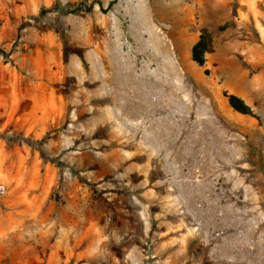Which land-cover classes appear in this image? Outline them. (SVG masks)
I'll return each instance as SVG.
<instances>
[{
	"label": "rangeland",
	"instance_id": "1",
	"mask_svg": "<svg viewBox=\"0 0 264 264\" xmlns=\"http://www.w3.org/2000/svg\"><path fill=\"white\" fill-rule=\"evenodd\" d=\"M0 264H264V0H0Z\"/></svg>",
	"mask_w": 264,
	"mask_h": 264
},
{
	"label": "trees",
	"instance_id": "2",
	"mask_svg": "<svg viewBox=\"0 0 264 264\" xmlns=\"http://www.w3.org/2000/svg\"><path fill=\"white\" fill-rule=\"evenodd\" d=\"M99 4L102 8V4L99 1H83L77 5H67L60 7L61 11L65 13H77V12H91L95 5ZM112 5V3H111ZM48 12L46 9L42 10L40 15H44ZM213 50V39L211 33L205 29L202 31L198 42L192 48V59L200 66H204L206 63V54ZM230 106L241 114H252L251 108L236 95L227 96Z\"/></svg>",
	"mask_w": 264,
	"mask_h": 264
}]
</instances>
